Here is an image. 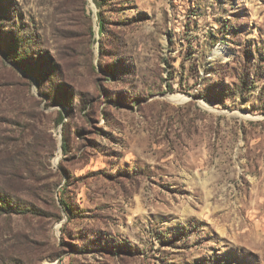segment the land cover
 <instances>
[{"label":"rangeland","instance_id":"1","mask_svg":"<svg viewBox=\"0 0 264 264\" xmlns=\"http://www.w3.org/2000/svg\"><path fill=\"white\" fill-rule=\"evenodd\" d=\"M0 264H264V0H0Z\"/></svg>","mask_w":264,"mask_h":264},{"label":"trees","instance_id":"2","mask_svg":"<svg viewBox=\"0 0 264 264\" xmlns=\"http://www.w3.org/2000/svg\"><path fill=\"white\" fill-rule=\"evenodd\" d=\"M59 121H60V122L62 121V116H61V118L59 119Z\"/></svg>","mask_w":264,"mask_h":264}]
</instances>
